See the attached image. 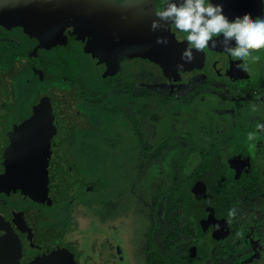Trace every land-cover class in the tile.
Wrapping results in <instances>:
<instances>
[{"label": "flooded vegetation", "instance_id": "af4514ba", "mask_svg": "<svg viewBox=\"0 0 264 264\" xmlns=\"http://www.w3.org/2000/svg\"><path fill=\"white\" fill-rule=\"evenodd\" d=\"M257 1L223 0L224 15L229 20L261 15ZM162 3L163 0H154L153 4L152 0H125L124 5L117 7L114 0H0V264H88L89 256L102 259L106 253L108 263L110 256H114L113 264H134L121 231L113 235L115 230H111L114 239H103L96 253L85 244V239L98 230L95 227L101 226V219L119 213L121 202L114 198L116 195L106 198L110 187L129 181L132 188L149 191L161 182L153 185L152 179L162 180L171 172V179L180 182V187L166 201V215L161 220L155 218L146 235L148 264H172V252L178 259L185 254L200 264L207 263L209 257L214 262L229 254L227 247L217 258L211 255L228 238L232 219H239L253 200L264 193V143L257 148L244 133V125L231 128L228 121L232 115L241 117L251 110L252 121L264 122V92L254 99L253 89L241 91L247 80L243 78L245 73L234 66L239 61L228 59L219 48L194 52V60L177 72L176 64L183 63V34L150 31L151 21L157 19L155 9ZM111 5L116 8H110ZM67 9L72 11L71 21L76 26H93L92 38L80 28L76 35L71 34L76 28L68 26L69 14L60 16ZM47 13L50 20L45 17ZM61 28L69 32L60 31ZM52 32L63 33L56 45ZM78 34H83L84 40H78ZM158 35L167 36L169 43L157 45ZM105 37L119 42L143 40L147 48L144 52L158 59L161 67L145 54L120 57L119 51L118 55L110 53L108 59L100 58L101 47H92V42L105 41ZM115 56L120 60L118 71L108 79L97 78L98 66L113 64ZM93 63L98 65L93 68ZM153 66L161 71L159 75L151 71ZM163 71H169L176 77L171 79L189 91L171 95L163 89L168 83ZM76 78L79 82L73 84ZM188 79L199 82L195 81L190 88ZM205 87L219 92L213 94L217 96L213 99L220 100L217 107L222 110L218 114H226L229 108L228 119H219L213 109L207 111L203 121L182 116L180 108L195 103ZM255 89L264 90V80L256 83ZM227 92L234 93L232 99ZM242 93H246L245 102L240 99ZM254 102L256 108L250 105ZM57 107L63 114L57 119L58 152L52 157L47 145L52 136L45 132L43 123L49 111ZM21 108L25 115L19 121L14 116ZM164 120L169 131L162 128ZM46 141L49 142L45 144ZM40 148L42 152L37 151ZM243 149L245 152L239 151ZM14 152L19 158L16 168L12 165ZM94 154L98 155L96 173L85 175V170L77 165L79 156L85 160ZM224 154V167L228 169L225 177L221 170L217 173L221 168L218 164L216 171L206 174L218 155ZM135 155L144 160L139 159L140 165L130 172L133 180L126 176L124 180L127 162L121 164V157ZM101 156L117 157L116 166L108 175L99 169L104 167ZM241 162L244 168L238 169ZM74 166L77 168L73 169ZM256 185L261 186V191L251 193L249 190ZM82 190L87 196L96 193L95 197L102 199L96 209L101 219H92L95 214L89 199L84 200L88 213L75 203ZM236 191L240 200L230 198ZM160 199H156L158 207L163 203ZM197 199L204 200V204L195 207ZM229 209L236 210L235 216L220 218ZM199 211L206 218L203 223L207 228L210 222L217 223L210 236L194 223ZM159 230L163 240L161 236L156 238ZM175 230L180 231L174 235ZM66 235V241H62ZM175 241L172 251L163 250L167 243ZM193 247L207 252L206 261L200 262L188 254ZM158 249L164 254L152 257V250L158 253Z\"/></svg>", "mask_w": 264, "mask_h": 264}, {"label": "rangeland", "instance_id": "374dc122", "mask_svg": "<svg viewBox=\"0 0 264 264\" xmlns=\"http://www.w3.org/2000/svg\"><path fill=\"white\" fill-rule=\"evenodd\" d=\"M153 3H154V0H152V4ZM257 3H259V2L257 1ZM60 4L67 7L66 4H63V3H60ZM114 4H115V0H114ZM259 7H260V5H259ZM110 8L114 9V8H116V6L114 7L111 5ZM67 10L63 11L64 12L63 14H61V12L58 10L57 15H59V13H60L61 14L60 16L62 17V15H64L65 12H67L69 14L70 19H68V21H70V24L68 26H70V29L76 28L74 31H71V34L76 35V32L78 31L77 28H80V25L76 26L75 23L71 21L74 19L73 16L71 15L72 11H70V10L67 11ZM118 12L123 13L120 11H118ZM49 14L50 13H47L45 16L46 19H48V20H50ZM74 17H75V15H74ZM92 27H87V28L81 27L80 29L84 34L87 33V37L92 38V36L94 35V33L92 32ZM64 29L65 28H61L60 31H63ZM64 31L66 33L69 32V30H67V29H65ZM52 34L54 35V40H55L54 43L56 45L59 42L58 39L60 38L61 34H63V33L57 32V34H55L54 32H52ZM81 35H83V34H81ZM81 35L78 34V36H77L78 40H80V39L84 40L81 37ZM104 39H105V41L102 40L99 43L96 40H93L94 42H92V47H96L95 45H98L101 47V55L98 54L100 58L103 57V59H108L107 57L109 56L110 53H115L116 55H118L119 51H120L119 52L120 57H124L126 55H133V56L134 55H144V54L148 55V53L144 52L147 50V48H146V45L143 42V40H135V42H134L132 40L128 41V39H127L126 42H123V41L119 42L114 38L112 40H110L108 37H105ZM98 55H97V57H98ZM257 55H259V57H260V59L258 61H252V60L248 61V65H249L248 71L244 72L245 75L243 76V78H245V80H247V83H246L245 88L241 89V91H245L248 88L253 89V96H254L253 98L254 99H259V94L261 92H264V90L259 92L258 90L255 89L256 83H261V81L264 80V52H259V53H257ZM35 57H37V56H35ZM148 57H149L148 59H150V61L153 64H156V65L161 67L158 59H156L152 55H148ZM116 58H117V56H115V61L113 64H110V65H101L100 64L98 66L99 68L97 70V72L100 74L96 73L95 76L96 77L99 76L100 79H108V77L112 76L114 72L118 71L116 69L119 68L120 60L116 59ZM228 59H230V58H228ZM103 62H104V60H103ZM98 63H99V61H98ZM161 64L163 65V63H161ZM97 65L98 64L93 63V68L96 67ZM100 68H101V70L104 69V71L102 73H101ZM150 68L152 69V70L151 69L150 70L156 75H159L161 73V71L154 66L150 67ZM163 74H164V76L167 75V77H168V78H166L168 80V83L164 84L163 89L168 91L171 95L176 94L178 92L184 94L185 92L189 91V89H187L186 87H182L181 85H178L177 81L176 82L173 81L171 78L176 79V77H174V75H172L169 71H167V72L163 71ZM204 78L205 77L202 76L201 80L203 81ZM178 79H179V76H178ZM201 80H200L201 83H205V82H202ZM195 81L199 82L198 79H196V80L195 79H193V80L188 79L187 82H189V84L191 83V86L189 85L190 88L195 86ZM78 82H79V78L73 79V81H72L73 84L78 83ZM218 93L215 90L212 91V90H209L205 87V89L203 91H201V95L199 96V99L195 103H193L189 106H185L183 108H180V109H182V116L183 117L190 116L193 120H202L203 121L206 119V113H207V111H209V109H213L216 116H217L218 112H220L218 110H222V109H219L217 107V105H218L217 103L220 100H217V102H216L213 98H216L217 96L215 97L213 94L217 95ZM222 93H224V92H222ZM227 94L230 97V99H232L231 94L234 95V93L227 92ZM221 96H223V94H221ZM241 97H240V99L245 102L246 101V93H242ZM261 99H263V102H264V97H262ZM243 101L242 102L237 101V103H243ZM255 103L256 102L250 104L251 107L256 108L258 105H256ZM209 104L212 107L209 106ZM261 109H262V111H264V105L261 107ZM24 110H25L24 108H21L20 111L18 112V114L17 115L15 114L14 117L16 120H19V121L21 120V117L23 115H25ZM55 110L52 112H51V110L49 111V115L47 116V119L43 123V127L45 129V132L47 131L52 136V138H51L52 141H50V142L46 141V143H45V144H47L49 142L47 144L49 147L48 148L49 149L48 154L52 155V157H55L56 153L58 152L56 142L58 141V137L60 136V133L58 132V130L56 131V125L59 122L57 120L59 118L58 117L59 114H63L60 108L57 107V108H55ZM223 110H225V108ZM228 111H229V108L227 109L226 114H222V115L218 114L217 117L219 119H222V120L228 119V116H227V114H229ZM240 116L241 117H236L233 115L230 116L231 120H229L228 123L230 124L231 128H234L235 126L244 125V128H245L244 133L246 135L249 132L254 131L255 126L258 122L252 121L254 119V115L252 114L251 110H249L247 113L240 115ZM161 125H162V128H164V130H166V127H167L168 131L170 130L168 128L169 124H167V120H164L161 123ZM219 132L222 133L223 130L221 129ZM251 140H252L253 144H257V148H258V147L262 146L264 143V134L256 135L254 137V139H251ZM195 141H197V140H195ZM41 149L42 148L38 149L37 151L42 152L43 150L40 151ZM37 151H35V152H37ZM239 151L245 152L244 149L239 150ZM247 153H251V151H249ZM179 156H180V154H178V156H176V158H178ZM226 157H227V154L218 155L216 160L214 159L215 161H213L211 163V170H209L206 174H209L211 172L216 171V169H217L216 165L218 164L221 168L217 171V173H219L221 170V174L225 177L226 171L228 169L226 167H224L226 164H225V162H223V160H226L225 159ZM85 158H86L85 160H81V157L79 156V162H77V165H79V169L80 170L84 169L85 175H87L88 172L89 173L92 172L93 174L96 173V169H97L96 161H97L98 155L94 154L90 157H85ZM121 158H122L120 160L121 164H125L127 162V171H126V174L123 176V179L125 180V176H126V177H128L127 178L128 180H133V178H132L133 175L131 176L130 172L133 173L135 171V168L137 169V167L140 165L139 159H141L142 157L139 155L138 156L135 155V156H125V157H121ZM222 158H224V159H222ZM254 158H255V156L253 158H250V159H254ZM100 159H102V156L100 157ZM115 159H117V157H112V158L103 157L102 162H104V167L99 168L100 171L104 170L105 173L108 175L110 173V171L113 170V167L116 166V165H114V162L116 161ZM87 162H88V164H87ZM18 163H19L18 153L14 152V153H12V165H13V167L16 168L18 166ZM92 163H94V165L91 166ZM76 168L77 167L74 166L73 169H76ZM242 168H244V164L241 162V166L238 169H242ZM188 172H191V171H188ZM172 174H173V172L169 173L167 175L168 177H165V178L163 177L162 180H164L166 182H162V180H160V178L159 179H157V178L152 179L151 181H152L153 185H154V183H156L158 181H161V182L158 186H156V187L152 186V188H149V191H147L143 187L139 188V189H134L131 187L132 184H130L129 181H120L117 183V187H110V190H109L110 192L108 193V196L106 198H109V197L112 198L116 195L114 198L118 202H121L120 210H119V213L113 212L112 214L114 216L112 214H110L109 216L104 217L103 219H101V217H98L96 215L97 206L99 204H101L102 199L101 198L97 199L95 197L96 193L92 194L91 196H87L88 193L82 190V192L79 194L80 196H77L75 198V199L78 198L79 200L74 199L75 203H78V207L80 208V210L88 213L87 203L84 200L89 199L91 201L90 206L92 207L91 212H93V214H95V217L92 219L93 220L101 219V226L96 225V227H95L96 229L98 228V230L95 229L96 231L94 233H92V236H89L87 239H85L86 240L85 244L91 247L90 250L93 251L94 253H96L97 247L101 246V244L103 243V239H107V238L111 239V240L114 239L113 236L111 235L112 232L110 233L111 230H115V231H113L114 232L113 235H116V232L118 233V231H121L122 235L124 234V241H125V243H127V248L129 251L130 258H131V260L134 261V264H148L147 257L149 254L146 251V248H147L146 247L147 246L146 235L151 230V228L153 226L154 219L156 218L157 220H161L166 215V211H167V209L165 208L166 201H169V199H170L169 197L171 195H173V193L178 189V187H180L179 186L180 182L175 183L171 179L173 176ZM150 183L151 182H149V186L152 184V183L151 184ZM198 188H199V191L201 192L202 191L201 187L198 186ZM68 189H70V185H68ZM233 189H234V187H233ZM120 196H121V198H120ZM178 196L180 198L181 194H178ZM158 197H160L161 198L160 200L163 202L162 205H159V207H158V204L156 203V201H157L156 199H158ZM235 197H237L240 200L241 197L239 195V191H236L234 194H232L230 196L231 199H233ZM106 198H104V199H106ZM98 200H100V203L98 202ZM70 201L72 202V200H70ZM70 201L68 203H71ZM203 204H204V200L197 199V201L195 203V207L201 206ZM116 206H117V204L115 205V207ZM107 210L109 212L112 211L111 208H108ZM155 214H156V216H155ZM226 215L228 216V210H226L225 214H223L220 218L227 217ZM90 217H92V216H90ZM203 219H206V218L199 211V215L196 214V218L194 220V223L198 226L199 229L201 227V229H202V231H204L203 233L205 235H209V233H212L214 231V229H216L217 223H215V221H212V222H210L209 228H207L206 225L203 223ZM74 221L76 223L79 222V220H74ZM62 222H64V221H62ZM161 232H162V230H159V232L157 233V236H156L157 239L160 238V236L162 235ZM68 235H70V234H68ZM68 235H66L62 241H66V237ZM184 237L185 236L183 235L182 238H184ZM160 239L163 240L162 236ZM202 239L204 240V244L206 243L207 246L210 245L204 239L203 236H202ZM164 240H165V238H164ZM193 243L195 244L196 242L193 241ZM222 243L223 244H218L216 246V249L213 251V253L211 255L213 256V258H217L220 255V253L227 251L226 250L227 247H229L228 249L230 250L229 254L227 253L225 255L220 256V260L214 259V262L211 261L212 257L211 258L209 257L207 259V263H205V264H264V193L253 200L252 206L250 208H247L246 213L241 215L239 219H237V220L232 219L231 227L229 230V236ZM156 244L159 245L160 242H157ZM180 244H182V243H180ZM191 244H192V242H190L189 244L187 243L186 245L188 246ZM204 244H201V245L204 246ZM200 248H202V247H200ZM175 250H178V248H176ZM108 254L109 253H106L105 255H103L102 259L95 257L96 255L89 256V259H88L89 263L88 264H98V263L99 264H113L114 256H110V258H109L110 263H108V260H107ZM129 255H128V257H129ZM168 257H169V255H168ZM61 258H63V257H61ZM64 258H66V257H64ZM76 258H77V256L74 257L75 260H76ZM86 258L87 257L84 256L83 259L85 260ZM97 259H98V261H97ZM178 260H179L180 264H200L198 262H194L191 259L187 258L185 256V254L184 255L181 254V256H179ZM128 261L130 262L129 258H128ZM156 261L159 262V259H156ZM85 264H87V262ZM152 264H157V263H152Z\"/></svg>", "mask_w": 264, "mask_h": 264}, {"label": "clouds", "instance_id": "9594fccd", "mask_svg": "<svg viewBox=\"0 0 264 264\" xmlns=\"http://www.w3.org/2000/svg\"><path fill=\"white\" fill-rule=\"evenodd\" d=\"M261 15L255 17L245 15L229 20L224 15L223 0H163L155 9V17L151 21L150 31H167L183 34L185 42L180 52V61L176 71L181 72L185 64L194 60V52H202L206 48H219L227 58L239 61L235 68L240 72L248 71V61H258L257 53L264 52V0H258ZM117 7L125 4V0H115ZM155 43L167 45V36L158 35ZM264 134V122L257 123L255 130L249 132L248 139ZM236 210L229 209L228 215L235 216Z\"/></svg>", "mask_w": 264, "mask_h": 264}, {"label": "trees", "instance_id": "16d2710c", "mask_svg": "<svg viewBox=\"0 0 264 264\" xmlns=\"http://www.w3.org/2000/svg\"><path fill=\"white\" fill-rule=\"evenodd\" d=\"M205 157V156H204ZM206 158V157H205ZM200 171H201V169H199ZM198 170V172L197 173H199L200 171ZM256 189V190H255ZM251 193H257V192H259V191H261V186H259V185H256L255 187H254V189H251V190H249ZM180 231V230H179ZM179 231H177V230H175V233H174V235L175 234H177ZM188 230H185V232H187ZM175 244H177L176 243V241L174 242V243H171V242H169V243H167L166 245H165V247H164V249L163 250H170V251H172V248H171V246L173 245H175ZM159 250V252L158 253H156V251L154 250H152V257H158V255H163L164 253V251H160V249H158ZM182 250H185L184 248H182ZM199 252L201 253V254H199ZM179 254V253H178ZM189 255H191L192 257H194V259H196V260H199L200 262H204V261H206V259H207V257H208V254H207V252L206 251H204V250H201V249H199L198 247H193V248H190V250H189V253H188ZM199 254V255H198ZM153 259V258H152ZM170 260H171V262H172V264H178V256H177V254L176 253H174V252H172V254H171V257H170Z\"/></svg>", "mask_w": 264, "mask_h": 264}]
</instances>
